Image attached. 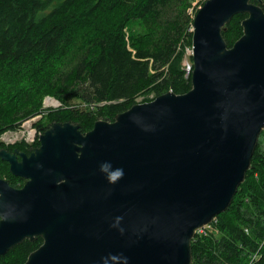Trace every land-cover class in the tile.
<instances>
[{"label":"water","instance_id":"water-1","mask_svg":"<svg viewBox=\"0 0 264 264\" xmlns=\"http://www.w3.org/2000/svg\"><path fill=\"white\" fill-rule=\"evenodd\" d=\"M247 13L228 46L226 24ZM192 87L99 119L56 121L30 154L0 150V256L24 264H192L198 230L227 210L264 129L263 0H206L193 20Z\"/></svg>","mask_w":264,"mask_h":264},{"label":"trees","instance_id":"trees-1","mask_svg":"<svg viewBox=\"0 0 264 264\" xmlns=\"http://www.w3.org/2000/svg\"><path fill=\"white\" fill-rule=\"evenodd\" d=\"M194 1L0 0V148L11 146L3 134L40 114L42 133L56 121L86 132L139 97L187 92L192 72L186 75L183 60ZM247 16L237 13L226 24L228 46L243 34ZM46 96L63 107L48 111ZM39 145L16 144L26 151ZM8 167L0 159L1 178L23 179ZM33 248L25 240L0 263L24 264ZM192 251V264H264V129L245 181L229 208L196 233Z\"/></svg>","mask_w":264,"mask_h":264},{"label":"rangeland","instance_id":"rangeland-1","mask_svg":"<svg viewBox=\"0 0 264 264\" xmlns=\"http://www.w3.org/2000/svg\"><path fill=\"white\" fill-rule=\"evenodd\" d=\"M206 0H195L194 2H193V6H191L190 8H189V12L191 13V15H192V17H193V20H194V17L196 16V13L198 12V10L203 6V4H204V2H205ZM193 21H192V24H191V27H190V31L192 32V34H193V30H194V25H193ZM189 49V50H188ZM185 50H186V58L189 56V52H190V56H191V58H192V52H193V44H190V45H187L186 47H185ZM188 55V56H187ZM186 58H184V60H183V66L186 68L188 65L186 64ZM190 59V58H189ZM192 60V59H191ZM192 62H193V60H192ZM184 68V69H185ZM186 70V69H185ZM49 97V98H48ZM55 99L58 101V104H55L54 102H56L55 101ZM138 100L140 101V102H142L141 100H142V97H139L138 98ZM74 102H76V101H74ZM48 104V105H47ZM43 105H45L46 106V109L49 111V110H54V109H56V108H60V107H63V105H62V101L61 100H58L57 98H55V97H51V96H46V97H44V101H43ZM46 110V111H47ZM45 115V114H44ZM44 118V116L43 115H41L40 117L38 116L37 118L36 117H33V118H31V119H29V121H31V122H28V120H23L22 122H21V125H18L17 127H16V129H13V130H10V131H7L6 132V135H11V134H13V132H17V134L19 135V136H21V135H25V134H27V129L26 128H24V127H28L29 126V124H31V127L33 128V127H37L38 129H39V125H38V121L39 120H42ZM36 119V120H35ZM47 119V118H46ZM35 120V121H34ZM44 122H45V120H44ZM14 130H17V131H14ZM22 140V139H21ZM40 140V136H39V138L36 140V142L37 141H39ZM1 141H3L2 140V138H1ZM4 142V141H3ZM36 142L35 143H33V144H29V145H31V146H33V145H35L36 144ZM7 144V143H6ZM28 144V143H27ZM206 228V227H205Z\"/></svg>","mask_w":264,"mask_h":264},{"label":"built area","instance_id":"built-area-1","mask_svg":"<svg viewBox=\"0 0 264 264\" xmlns=\"http://www.w3.org/2000/svg\"><path fill=\"white\" fill-rule=\"evenodd\" d=\"M263 3H264V0H263ZM189 50V49H188ZM192 54H193V52H192ZM189 55H190V52H189ZM188 56V55H187ZM186 64L188 65L185 69H186V75L188 76L191 72H192V70H193V62H192V60L190 59L189 60V56L186 58ZM49 98V97H48ZM48 105V104H47ZM44 107H46L45 105H44ZM40 117L41 116V114L40 115H37V116H34V117ZM31 119V118H30ZM36 120V119H35ZM34 120V121H35ZM28 122H31V121H29V119H28ZM24 128H26L27 129V134H25V135H21V136H19L18 134H17V132H13V134H11V135H6V133L5 134H3V136H2V140L5 142V143H7V144H13V143H16V142H20V141H24V142H26V143H28V144H33V143H35L36 142V140L39 138V136L42 134V130L39 128H37V127H31V124H29V126L28 127H24ZM14 131H17V130H14ZM22 139V140H21ZM207 226H209V225H207ZM206 227V226H205ZM205 227H202V228H200L199 230H198V232H201V231H203V229L205 228Z\"/></svg>","mask_w":264,"mask_h":264},{"label":"flooded vegetation","instance_id":"flooded-vegetation-1","mask_svg":"<svg viewBox=\"0 0 264 264\" xmlns=\"http://www.w3.org/2000/svg\"><path fill=\"white\" fill-rule=\"evenodd\" d=\"M16 144H18V142H16V143H13V144H11V146H8V147H5L9 152H11V153H17V156H18V159L19 160H21V155L19 154V153H21V152H26L27 154H30L33 150H31V151H26V150H24V149H21V147H19V146H16ZM4 148V147H3ZM1 149V148H0ZM1 160H3L5 163H7V164H9V167H10V163L7 161V160H4V159H2V158H0ZM8 167V168H9ZM15 176H17V175H15ZM1 177V176H0ZM19 177H21V176H19ZM3 178V177H2ZM21 178H23V179H21V180H18L17 182H13L14 184H12L8 179H6V180H8L12 185H14V186H16V187H21V186H23L24 184H25V182L27 181L26 180V178H24V177H21ZM25 240H29L31 243H32V245H33V249L30 251V253L32 252V251H34V250H36L38 247H40L41 245H42V243H43V241H44V238L42 237V236H40V235H38V236H35V239L34 240H31V239H29V238H25L22 242H24ZM21 242V243H22ZM21 243H19V244H21ZM18 245V244H17ZM5 254H7V253H5ZM4 254V255H5ZM4 255H1V256H4ZM1 264V263H0Z\"/></svg>","mask_w":264,"mask_h":264},{"label":"bare ground","instance_id":"bare-ground-1","mask_svg":"<svg viewBox=\"0 0 264 264\" xmlns=\"http://www.w3.org/2000/svg\"><path fill=\"white\" fill-rule=\"evenodd\" d=\"M52 1V0H51ZM56 4V3H55ZM59 4H60V2H59ZM47 5H49V4H47ZM45 7V6H44ZM46 8V7H45ZM55 8V7H54ZM47 9V8H46ZM42 10V9H41ZM44 10V9H43ZM44 14V13H43ZM189 58H190V55H189ZM190 60V59H189ZM55 101L56 102H54L55 104H58V101L55 99ZM1 149H3V148H1ZM0 149V150H1ZM4 149H6L5 147H4ZM11 170V169H10ZM12 172V171H11ZM13 173V172H12ZM14 174V173H13ZM14 175H16V174H14ZM17 176H20V175H17ZM21 177H23V176H21ZM1 178V177H0ZM25 178V177H24ZM14 186V185H13ZM14 187H16V186H14ZM17 188H19V187H17ZM233 201V200H232ZM232 203V202H231Z\"/></svg>","mask_w":264,"mask_h":264}]
</instances>
